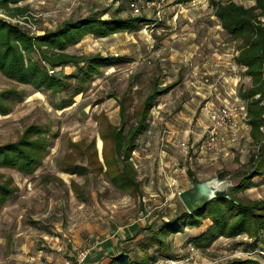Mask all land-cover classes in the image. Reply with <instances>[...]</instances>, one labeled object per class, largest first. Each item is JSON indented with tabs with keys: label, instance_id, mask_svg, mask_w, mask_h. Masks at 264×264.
I'll list each match as a JSON object with an SVG mask.
<instances>
[{
	"label": "rangeland",
	"instance_id": "rangeland-1",
	"mask_svg": "<svg viewBox=\"0 0 264 264\" xmlns=\"http://www.w3.org/2000/svg\"><path fill=\"white\" fill-rule=\"evenodd\" d=\"M180 1L181 8H176L175 12L168 14V11L165 10L160 18H147L150 24L143 26L139 32L119 33L114 37L110 36L101 40L96 39L94 36H88L82 38L76 46L68 48L65 53L79 59H88L95 55L102 57L118 56L126 59V62L111 68L101 69L100 73L87 86L85 92L76 96L73 99L74 104L65 109H56V104L62 95L52 97L47 92L36 91L31 86L9 80L0 73V93L14 91L20 97V99L17 98L14 102L5 103L10 109L7 115L0 114V146L17 142L26 128L36 126L43 129L44 137L50 143L48 155L45 156L48 159L46 158L45 160L44 158L49 163L45 165V169H42V172L52 169L55 165L57 157L60 156V154H57L58 150L62 152L67 149L65 153H68L69 149L71 151L69 153L77 158L76 152L70 148L73 143L72 138L76 141L81 139L87 143L95 139L97 140V138L101 140V133L104 132L105 125L118 123L114 109L118 107L120 101L126 107L124 119L128 121V125L133 124V119L136 118L137 113L142 109L143 101L148 93L151 92L152 81L159 79L162 86L164 81L176 80L178 74L174 71L175 68L173 66H178V64H175L174 60H169L168 62L166 58L168 50L164 49L165 46L176 49V45L175 47L173 46L175 44L173 40L164 43L168 36H176V39H178V37H188L189 33H193L197 34L201 39L200 42H202L206 38L207 33H211L210 31L214 29L216 30L214 33L226 35L215 16L212 5L233 3L244 8L254 5V0ZM77 3L83 4L82 10ZM21 5L26 6L25 3ZM27 5V17L37 29L35 34H31L30 30L21 24V20L20 24L13 22L19 21L17 18H8L2 14H0V18L17 24L31 37L38 36L43 31H53L64 21H68L72 17L75 19L81 16L85 17L96 9L100 11L103 8H109L107 0H32ZM84 5L86 6L85 8ZM120 9L123 11L120 16L129 13L127 3L122 4ZM129 14L131 18H136L131 13ZM103 18H108V15H104ZM169 20L174 21V23L167 24ZM259 20L261 23H264V16ZM177 22L179 26H177ZM200 42L196 38L192 45L197 46ZM229 42L233 41L229 39ZM238 44V42L230 44L228 54H236L237 56ZM199 48H202V46H199ZM37 56L38 54L35 57L37 58ZM161 59L164 60L161 61ZM195 59H197L195 63L201 62V56L195 57ZM82 66L83 63L80 64V67ZM50 69H54L53 75L62 77L75 72L72 64ZM164 71L165 74H161ZM237 73L241 78L242 73L240 71ZM179 76L181 78L178 89L185 87L189 82L187 70H184L183 75L179 73ZM178 89L174 90L170 95L173 100L174 98L179 99L180 94L178 93ZM109 115L111 118H109ZM102 144L107 155L113 145L111 141L105 144L102 142ZM50 147L55 148L56 152L50 154ZM235 151L233 149V152ZM253 151L254 148H251L250 153ZM188 152L193 160L190 164L187 161V163H179V168L185 173L181 178L177 177L179 176V172L176 173L175 177L178 184L172 187H160L162 194L159 193L158 196H152L151 198L147 197L144 206L146 212L143 213L142 211L143 214L138 212L135 217H130L126 222L133 223L139 217H144L140 223L147 225V222H150L153 218L152 231L156 232L162 223L175 218L183 212L185 209L177 194L192 186V179L187 175L185 168L190 170L200 182L214 177L220 172H227L231 175L230 182L234 186L238 183L240 177L246 173L248 167L252 166L256 160L253 152L252 156L249 158L247 156L242 160L243 163L239 162V159L220 161L215 158L216 155H206L207 162L198 163L195 160L194 154H192L194 151L189 150ZM182 153L184 156H181L182 154H178L177 152L171 156L172 158L185 160L186 152L182 151ZM58 168L60 169V164ZM35 175L34 173L25 180L22 178L23 174L16 170L0 168V184L7 185L11 189L16 188L14 195L8 198L5 204L0 207V264H33L30 260L33 256L32 251L21 253V251L17 250V244H36L39 240L42 241V237L40 236L47 233L38 231V225L43 224L47 227H54V225L62 223V218L64 224H78V203L72 200L69 197L70 195L64 193V189H58L52 184V186L46 188L40 187L38 180L42 176L34 177ZM257 178H253V180L257 181ZM232 187H229L227 192ZM249 189L236 194V198L247 202L260 201L264 203V185ZM44 196L48 198L46 202L42 201ZM61 198H63V201ZM60 203L64 205V208L61 210L62 215L57 217ZM121 203L123 202L120 201ZM87 204H90L89 201H87ZM130 204L128 202L124 206H128L127 208H129ZM120 208L121 206H116L113 211H119ZM48 210H51L49 215L46 213ZM95 211L89 209L87 210V215H85L86 219H88L87 222L90 224H95L99 221L95 217ZM105 213L110 215L108 210ZM208 225L209 222H205L199 228L200 230L186 228L183 233L171 235L165 239V246L162 248V251L164 255H168L171 259H167L163 255L164 257H159L155 264H170L169 262H175L176 264H225L238 259H253L264 263V235L262 233L259 235L257 242L249 239L246 235L238 236L235 239L220 238L206 250L197 249L188 243L191 237L205 230ZM43 230L46 231L47 229L44 228ZM50 235L59 237L61 234ZM149 235L150 233L146 232L143 237ZM95 242L88 241L84 248L72 243L69 245H58L56 251L58 255L69 252V255L65 259L72 261H75V258H73L74 248L87 252V258L82 263L87 264L86 262L90 254L89 250L93 249ZM136 242V240H122L121 244L131 255L135 254ZM190 247H193L195 250V254L191 259ZM155 249L153 248L149 253L151 255L156 254ZM160 252L157 253L159 254ZM136 254L139 257L142 256V252L139 250L136 251Z\"/></svg>",
	"mask_w": 264,
	"mask_h": 264
},
{
	"label": "trees",
	"instance_id": "trees-1",
	"mask_svg": "<svg viewBox=\"0 0 264 264\" xmlns=\"http://www.w3.org/2000/svg\"><path fill=\"white\" fill-rule=\"evenodd\" d=\"M25 1L0 0V12L8 18L27 17L28 7L19 6ZM212 7L230 41L239 43L235 62L244 68L245 76L250 79V86L239 94L247 102V123L251 129L252 142L257 147L256 160L254 159L253 165L248 167L238 183L229 190L232 201L217 198L198 212L190 214L184 210L175 218L162 223L156 232H153L151 227L142 229V232H149L150 235L136 242L135 254L139 250L142 252L141 257L134 253L129 255V252L123 249L118 256L110 257L106 264H155L159 257L171 259L162 251L164 240L171 235L183 233L186 228L199 229L205 222H209L207 228L188 240L189 244L200 250L210 248L220 238L235 239L246 235L257 242L259 235H264V203L236 198V194L253 186V178L264 175V23L259 20L264 16V0H254V5L249 8L233 3L216 4ZM119 12L120 10L104 19L103 16L108 13V9H104L84 18L70 19L53 31H44L43 34L33 37L17 24L0 18V73L9 80L31 86L36 91L47 92L52 97L62 95L56 104L57 110L71 106L73 99L85 92L101 69L123 64L126 59L100 55L79 59L65 53L66 50L76 46L87 35L103 38L111 34L138 32L143 26L150 24L149 20L142 17H119ZM68 64L74 66V73L63 77L48 74V68ZM156 83L157 80L152 82L151 92L143 101L135 123L128 125L124 119L126 107L120 101V126L105 125L104 132L101 133L102 142L105 144L111 141L113 145L107 155L103 152L105 176L113 186L122 191L135 185L129 157L134 150L136 138L145 130L149 113L157 98L169 89L166 87L159 90ZM17 98L20 99L14 91L0 93V114L7 115L10 109L5 103L14 102ZM49 146L43 129L29 126L17 142L0 146V168L31 176L42 166ZM83 147L84 143L75 145L77 158L71 154L65 156L61 165L62 172L76 176L87 175L89 168L97 173L102 172L97 155L93 152L94 141L85 149L88 153H85ZM91 151L92 154H89ZM85 156L87 167L75 164ZM187 175L191 179L195 177L191 171H187ZM15 191L16 188L11 189L0 184V207ZM153 248H156V254L151 255L149 252ZM225 264L264 263L253 259H238Z\"/></svg>",
	"mask_w": 264,
	"mask_h": 264
},
{
	"label": "crops",
	"instance_id": "crops-1",
	"mask_svg": "<svg viewBox=\"0 0 264 264\" xmlns=\"http://www.w3.org/2000/svg\"><path fill=\"white\" fill-rule=\"evenodd\" d=\"M31 1L32 0H26L22 3L28 6L27 3ZM107 1L109 3V8L100 10L108 9V13L105 15L109 17L110 14L120 10L118 14L119 17H131L129 14L130 11L128 14L120 16V14L123 13L120 6L124 3L126 4L128 0ZM180 2V0H172L165 10L168 11V14L175 12L176 8H181ZM22 3H20L19 6H25L21 5ZM77 4L82 10L83 4ZM85 7L84 5V8ZM96 12H99V10L96 9L91 13ZM0 14L2 13L0 12ZM80 18L84 17L81 16L76 19L72 17L71 19L77 20ZM172 23H174V21L172 22L169 20L167 24ZM177 26H179L178 22ZM43 32L41 34H43ZM210 32L211 33H207L206 38H204L202 42H200L201 39L198 35L193 33H189L188 37H178V39H176V36H168L164 41V43H168L169 40H173L175 43L173 46L175 47L176 45V49L166 46L164 49L168 50V55L166 57L168 62L169 60H174L176 62L175 64H178V66H173V68H175L174 71L177 72L178 75L175 81H164L162 86L159 79H156V86L159 90L166 87H169V89L165 94L157 98L155 106L149 113L147 126L136 138L134 150L129 157V163L134 172V186H131L126 191H122L113 186L109 179L106 178V167L103 158V152H106L104 151L102 140L98 138L97 140H93V152L97 155L99 166L102 167L101 173H97L90 168L85 176L70 175L62 172V162L65 156L71 153L69 149L67 151L68 153H65L67 149L62 152L58 150L57 154H60V156L57 157L55 165L52 169L42 172V169H45V165L49 163L45 161L47 157L45 158L42 166L35 172L36 175L34 177L42 176L38 180L40 187L46 188L54 185L58 189H64V193L70 195L69 197L78 203L79 220L78 224L67 225L64 224L62 218V223L54 225V227H47L40 224L37 227L38 231L47 233L40 236L42 237V241L39 240L36 244H17V250H19V252L21 251V253L32 251L31 253L33 256L30 260L33 264H64V260L69 255V252L58 255L56 251L58 245H69L72 243L78 247L84 248L85 244L90 240L96 242L93 249L89 250L90 254L88 252L89 257L86 263L106 264L110 257L118 256L120 251L125 248L121 244L122 240L127 241L132 239L138 241V238L143 237L146 231L142 232L141 230L149 227L153 228V218L150 222H147V225L137 220L133 223H128L126 221L130 217H135L138 212L142 213L143 211V213H145L146 209H144V206L147 197L151 198L152 196H158L159 193L162 194L160 187H167L172 179H176L175 176L177 172H179V176L177 177L181 178L184 176L185 172L179 168V163L186 161L188 164L191 163L193 159L189 155V150L194 151L192 154H194L196 162H207V156L202 155L198 149L200 150L204 130L208 124L207 111L210 109L226 107L233 114L232 124L221 133L219 152L216 154L215 158L220 161L226 159H239V162H242L245 157L248 156L249 158L252 156L251 154H253V152L254 154L256 153L257 147L252 142L251 129L247 123V102L243 100L239 94L241 90L250 86V79L245 76L244 68L240 67L235 62L236 54H228L230 44L234 43L229 42V36L227 34L223 35L222 33L216 34L214 33L216 32L215 29ZM117 34H111L96 39H106L110 36L114 37ZM88 36L91 35L85 37ZM196 38L200 42L197 46L192 45ZM199 46H202V48H199ZM199 56H201V62L195 63V60H197L195 57ZM163 60L164 59H161V61ZM184 70L188 72L189 82L185 87L178 89L181 78L179 73L183 75ZM236 71L242 73V83ZM163 73L165 74V71L161 74ZM233 74H236L237 77L232 78ZM177 89L180 94L179 99L174 98L173 100L170 95ZM114 111L116 112L114 114L117 116L116 121L118 123L110 125L119 127L122 121V117L118 112L120 111L119 104L118 107H115ZM109 118H111L110 115ZM136 120L137 118H134L132 122L135 123ZM182 140H187L189 143V150L185 154V160L181 158H172L171 155L176 154V152L184 156L182 150L178 146V142ZM72 142L70 148L76 153V144L84 143L83 150L87 149L90 144V142L87 143L81 139L76 141L73 138ZM251 148H254V151L250 153ZM50 149V154L56 152L55 148L50 147ZM233 149L236 151L233 152ZM85 153H88L87 150H85ZM89 154H92V151ZM86 159L87 157L85 156L81 161L77 160L75 164L87 167ZM59 164L60 169L58 168ZM185 170L186 173L190 171L186 168ZM29 177L30 176L25 175L22 176L25 180ZM256 180L257 181L253 180V186L250 189L264 185V175L258 177ZM177 184L178 182L176 181L175 185ZM47 199L48 198L44 196L42 201L46 202ZM61 200L63 201V198H61ZM87 201H89V205ZM120 201L123 203L120 204ZM128 202L131 203L129 208H127L128 206H124L127 205ZM116 206H121L119 211H113ZM62 208H64V205L60 203L57 217L62 215ZM89 209L96 210L95 217L99 221L95 224L87 222L88 219H86L85 215H87L86 213ZM106 210L110 212V215L105 213ZM46 213L49 215L51 210L46 211ZM44 228L47 230H43ZM58 233L61 234L59 237L50 235ZM26 242L28 243V241Z\"/></svg>",
	"mask_w": 264,
	"mask_h": 264
},
{
	"label": "built area",
	"instance_id": "built-area-1",
	"mask_svg": "<svg viewBox=\"0 0 264 264\" xmlns=\"http://www.w3.org/2000/svg\"><path fill=\"white\" fill-rule=\"evenodd\" d=\"M172 0H128L127 6L132 15L135 17H142L144 19L150 17L160 18L163 15L165 8L171 3ZM19 21H13L20 24V20L31 34L37 32L36 26L30 21L28 17L17 18ZM148 20V19H147ZM54 69H50L48 73L54 74ZM237 75L233 74L232 78H236ZM232 112L226 107H219L217 109H210L207 111L208 124L204 130L203 138L200 146V153L204 155H216L219 152L221 133L224 129L232 124ZM179 148L187 152L189 150V143L187 140L178 142ZM176 179H172L169 182V187L175 186ZM144 217H139L138 222L143 221ZM61 251V249H59ZM190 259L194 256L195 250L190 247ZM73 258L75 261L65 259L64 264H82L87 258V252L79 251L76 248L73 249ZM170 264H176L175 262H169Z\"/></svg>",
	"mask_w": 264,
	"mask_h": 264
},
{
	"label": "water",
	"instance_id": "water-1",
	"mask_svg": "<svg viewBox=\"0 0 264 264\" xmlns=\"http://www.w3.org/2000/svg\"><path fill=\"white\" fill-rule=\"evenodd\" d=\"M231 175L227 172H220L218 175L205 181H198L192 178V186L177 194L187 213H195L203 209L207 203L217 198L232 201L227 189L232 187Z\"/></svg>",
	"mask_w": 264,
	"mask_h": 264
}]
</instances>
